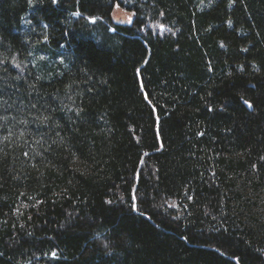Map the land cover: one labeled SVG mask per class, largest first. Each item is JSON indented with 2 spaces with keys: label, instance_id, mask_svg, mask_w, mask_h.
I'll list each match as a JSON object with an SVG mask.
<instances>
[{
  "label": "trees",
  "instance_id": "trees-1",
  "mask_svg": "<svg viewBox=\"0 0 264 264\" xmlns=\"http://www.w3.org/2000/svg\"><path fill=\"white\" fill-rule=\"evenodd\" d=\"M123 1L0 0V264H264V0Z\"/></svg>",
  "mask_w": 264,
  "mask_h": 264
},
{
  "label": "rangeland",
  "instance_id": "rangeland-1",
  "mask_svg": "<svg viewBox=\"0 0 264 264\" xmlns=\"http://www.w3.org/2000/svg\"><path fill=\"white\" fill-rule=\"evenodd\" d=\"M123 6H115L112 12V18L115 23L119 24H127L131 22L132 19V13L129 11V9L126 8L127 1H123ZM150 28L153 32H158L164 29L163 26H161L159 23H152L150 25Z\"/></svg>",
  "mask_w": 264,
  "mask_h": 264
},
{
  "label": "snow or ice",
  "instance_id": "snow-or-ice-1",
  "mask_svg": "<svg viewBox=\"0 0 264 264\" xmlns=\"http://www.w3.org/2000/svg\"><path fill=\"white\" fill-rule=\"evenodd\" d=\"M58 2V0H52V3L53 4H56ZM29 3H31V0H29ZM75 15H80V13H75ZM93 19V22H94V19L95 18H92ZM244 103L249 107V108H252L253 107V105L249 102V101H247V100H245L244 101ZM134 208H135V206H133ZM54 255V254H53Z\"/></svg>",
  "mask_w": 264,
  "mask_h": 264
}]
</instances>
